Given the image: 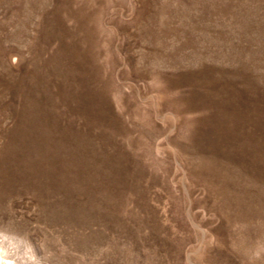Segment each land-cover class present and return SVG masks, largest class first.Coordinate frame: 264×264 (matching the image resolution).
I'll use <instances>...</instances> for the list:
<instances>
[{
  "label": "rangeland",
  "instance_id": "374dc122",
  "mask_svg": "<svg viewBox=\"0 0 264 264\" xmlns=\"http://www.w3.org/2000/svg\"><path fill=\"white\" fill-rule=\"evenodd\" d=\"M0 264H264V0H0Z\"/></svg>",
  "mask_w": 264,
  "mask_h": 264
}]
</instances>
